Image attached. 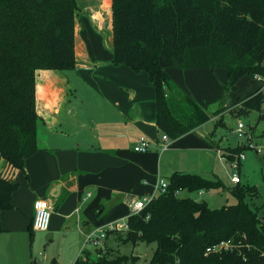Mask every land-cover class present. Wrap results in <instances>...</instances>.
Instances as JSON below:
<instances>
[{
	"label": "trees",
	"instance_id": "16d2710c",
	"mask_svg": "<svg viewBox=\"0 0 264 264\" xmlns=\"http://www.w3.org/2000/svg\"><path fill=\"white\" fill-rule=\"evenodd\" d=\"M108 7L113 63L148 73L162 133L175 139L225 110L222 105L209 112L172 80L167 73L170 67L226 69V92L244 75L259 74L260 86L238 97L231 112L248 117L263 110L264 0H112V6L111 0H103L102 8ZM80 9L78 0H0V234L1 213L14 208L19 173L25 170L27 158L41 150L37 71L76 68ZM244 148H232L228 158ZM211 187L225 185L199 174L174 172L165 191L151 197L138 213H130L125 227L103 231L102 240L113 233L133 244L155 242V264H264V215L261 206L253 203L261 194L259 188L237 182L230 188L236 203L217 208L179 194ZM33 219L28 226L31 236ZM226 240L233 247L208 252V247ZM95 251L83 248L73 264L127 260L107 243Z\"/></svg>",
	"mask_w": 264,
	"mask_h": 264
},
{
	"label": "crops",
	"instance_id": "0c3cea01",
	"mask_svg": "<svg viewBox=\"0 0 264 264\" xmlns=\"http://www.w3.org/2000/svg\"><path fill=\"white\" fill-rule=\"evenodd\" d=\"M102 1L94 14L83 12L77 17L76 68L37 71L36 109L49 132L38 130L41 150L27 158L25 170L19 173L14 208L1 213V242L4 237L12 243L16 233L28 230L36 198H46L52 206L47 238L62 232L83 238L92 233L96 238L112 224L123 223L135 200L157 195L160 178L168 182L174 172L205 177L220 153L232 160L227 152L232 148L207 137L203 124L175 139L169 137L167 147L161 148L155 87L146 71L113 63L112 9L105 36L102 11L107 9ZM217 71L167 68L172 80L197 102L213 88ZM74 82L80 85L76 92L81 102L65 107L68 86ZM215 89L218 102V86ZM234 105L224 104L227 109L212 119L218 121ZM142 136L149 148L135 151ZM102 239L96 247L105 246Z\"/></svg>",
	"mask_w": 264,
	"mask_h": 264
},
{
	"label": "rangeland",
	"instance_id": "374dc122",
	"mask_svg": "<svg viewBox=\"0 0 264 264\" xmlns=\"http://www.w3.org/2000/svg\"><path fill=\"white\" fill-rule=\"evenodd\" d=\"M101 1L102 0H78L81 14L83 12L94 14L95 11L100 8ZM106 9V12L102 11V16L105 19L104 34L108 36L111 7ZM63 72L68 71L65 70ZM211 75L212 74H210V76ZM261 78L262 76L258 77L256 74L248 73L237 82L235 88L226 92L223 85L228 80L227 70L218 69L217 73L212 78L214 84L213 88L209 89L199 102L204 104L209 112H214L220 105H232L236 102L238 97H244L258 88L261 84ZM74 83L75 84H70V86H68V100L65 103V107L69 105L78 106L81 102L79 99L80 93L77 94L76 92V88L80 87V85L79 83ZM215 85L218 86V93L220 94L218 102H216L217 93ZM225 108L227 109V107ZM259 114L260 112L253 111L250 116L241 117L235 116L234 113L230 111H226L224 117L222 116L218 121L211 119L203 124L202 128L207 132V137H213L215 142L220 141L222 146H229L230 148H234L238 145L244 146L242 143L245 144L247 135L240 134L239 132L233 133L232 130L237 128L240 120H243L247 125L248 123L256 122ZM68 118L71 117L68 115ZM39 130L40 132L43 130L44 134H48L49 132L43 127L42 122H39ZM263 130L264 124L263 121L260 120L257 124L255 140L261 143L262 146H264V136L260 133ZM227 152H231V149ZM244 152L246 158L241 160L239 167H234L232 162L225 156L222 157L223 155L220 153L219 158L214 162L211 161L209 164L211 172L205 170V173L210 174L205 177L220 180L224 183L225 187L207 188L204 189L203 193L183 190L180 196H191L196 200L206 201L212 208L234 204L237 199L231 193L230 188L236 183L232 180V176L236 173L240 177L241 184L249 183L259 188L261 194L258 198L253 199V203L261 206L260 213L264 215V163L262 161L264 153L258 154L255 149L249 146L244 148ZM212 170L214 171V175H211ZM7 234H9V232ZM47 235L48 232L43 230H34L32 236L28 230L24 232L20 231L14 235L17 239H13L12 243L2 237V242L0 241V264H72L80 255L83 248L91 249L96 252V244L92 240L86 242L85 236L83 238L75 232H71L69 235L62 232L51 239L47 238ZM106 242L107 246L112 249L115 254L127 255L125 264H155L152 262V256L156 249L155 242L146 243L140 240L136 244H133L130 240L124 241L117 239L113 233L106 239Z\"/></svg>",
	"mask_w": 264,
	"mask_h": 264
},
{
	"label": "built area",
	"instance_id": "2783aa9c",
	"mask_svg": "<svg viewBox=\"0 0 264 264\" xmlns=\"http://www.w3.org/2000/svg\"><path fill=\"white\" fill-rule=\"evenodd\" d=\"M258 77H261L260 75L257 74ZM260 115H261V120L263 121L264 124V109L262 111H260ZM257 124L256 122H251L248 125L243 121L240 120L238 122V126L237 128L233 129V133L235 132H239L240 134H245L247 135V140L244 143H242L243 145L249 146L253 149L256 150V152L258 154H262L264 153V146L261 145V143H258L255 140V132L257 129ZM247 129V130H246ZM264 132L261 131V133ZM260 133V134H261ZM169 140V136L166 133L162 134V149H165L167 147V141ZM149 148V141L147 140V138H145L144 136L140 137L139 141L135 144L134 146V150L138 151V152H144L147 151ZM264 156V154H263ZM246 158V154L245 152H240L238 154H236L234 156V158L231 160L232 165L234 167H239L240 162L242 159ZM232 180L234 182H240V177L238 174H234L232 176ZM168 186V182L165 181L164 179H159L157 188L159 191H165V189ZM151 197H141L137 200H135V202L132 204L131 206V211L130 213H138L140 211L141 208H143L149 201H150ZM34 209H35V214H34V219H33V228L35 230H43L46 231L49 229V225H50V221H51V216H52V206L49 202V200H47L46 198H36L34 200ZM126 223L125 221L121 224H112L110 226V228L113 229H117V228H122L125 227ZM104 232H102L99 236H97L96 238H94V236L92 235V233L87 234L86 235V242L92 240L96 245L98 244V241L100 239H102L104 237ZM231 247H233V243L231 240H226V241H221L218 242L216 244H214L213 246H210L207 248L208 252L211 251H221V250H227L230 249Z\"/></svg>",
	"mask_w": 264,
	"mask_h": 264
}]
</instances>
